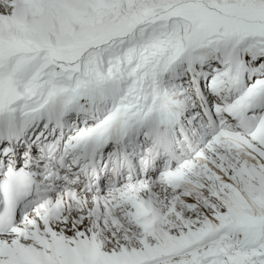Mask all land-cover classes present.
<instances>
[{"label": "rangeland", "instance_id": "374dc122", "mask_svg": "<svg viewBox=\"0 0 264 264\" xmlns=\"http://www.w3.org/2000/svg\"><path fill=\"white\" fill-rule=\"evenodd\" d=\"M42 1L44 2V0H0V81L9 80L7 77H12V82L25 96V101H23L25 103L21 102L23 104L21 107L25 110L23 113L36 108L35 105H31L32 102L38 101L39 109L40 104L45 103V99H53L57 94H60L62 98L64 97L63 99H83L81 94L73 93L75 92L73 85L76 84L77 74L72 71L77 70L79 64L80 72L78 74L81 73L82 69L89 68L92 62L98 65L97 59H99L100 54V66L104 69L101 78L104 83L112 87V89L106 91V95L113 103L116 101L122 103L125 98L132 99L142 91L144 92L146 86L151 87V89H163V93L167 97L163 95H159V97H165L170 101L169 97L171 95L178 97L181 94L180 88H189V82L186 83L187 71H184L185 64L183 62L187 58L194 59L191 64L193 65L191 68H194V65L203 58L195 52V47H191L194 41V37L191 38V35L195 30L201 28L204 30L199 33L200 41L198 42L201 43L198 46H201L207 40L205 36L209 37L214 33L225 34L227 30H233L232 27L241 24V27L249 32L264 37V24L261 23L264 21V0H53L50 11L52 26L49 32L50 40L48 44L42 45L36 44L32 38L30 27L23 19L21 20L16 16L14 10L15 2L30 4L33 8V4L38 3V5H41ZM217 12L223 15H219ZM81 13L82 18L80 17ZM200 19L204 23H198ZM195 22L198 24L189 31V28ZM205 24L212 26L215 31L208 30L209 27ZM238 29L235 28L234 30ZM132 31L134 35L129 37L128 35H131ZM187 34H189V40L186 38ZM126 36L129 38L125 39ZM186 40L189 41L188 45L182 47V42H186ZM252 41L260 49L264 48V39L259 38ZM221 43V41L210 39L205 44L210 48L202 50L203 56L220 52ZM102 45L104 47L100 50L99 48ZM233 46V43H231L230 47ZM44 47L49 48L50 51H44L46 49ZM177 48L179 49L177 50ZM35 50H43L42 55L35 53ZM239 51L246 52L243 49L233 50L230 53L232 61L228 67L240 71L242 68L239 63L254 68L261 62L255 58L250 59V54L246 60L243 52L237 58V52ZM170 54H172L171 58H169ZM163 55L165 57H162ZM115 56H119L120 61H118L116 69H112L113 65H110L108 59ZM227 56L228 52L224 51L223 57L227 58ZM82 58L84 65L79 62ZM161 58L164 63H161ZM206 58L209 59V57ZM216 62L217 60L212 61L209 59V65ZM32 65H37V71L33 70V73L29 70ZM8 67L12 70L7 69ZM226 67L227 65L220 67L218 71L225 73ZM262 67L261 71H264V62L261 63ZM175 68L177 70H174ZM160 69L163 70L164 79L161 77ZM67 70H71V73L70 71L65 72ZM174 71L177 72L176 76L173 75ZM53 72L56 74L55 78ZM23 78H25L24 81ZM151 89L148 93L149 97ZM99 98L100 95L96 99L100 100ZM113 98L121 99L113 100ZM134 99L143 98L138 95ZM151 99L135 100L132 104H126L123 107L124 112L125 110L128 111L127 115L141 113L140 109H144ZM110 100H106L107 106L102 104L104 110L110 108ZM226 100H230L229 96ZM255 101L257 100L252 99L251 102L243 103V109H236V113L243 114ZM257 102L260 105L261 100ZM175 105L182 107L176 103ZM117 106L118 104H116ZM260 106L259 110L261 111L264 107ZM116 107L114 114L107 115L101 111V108L93 110L94 117H97V119H89L92 123L87 129L99 125L102 121H104L103 123L116 122L118 115H120L116 112ZM250 114L252 113H248V115ZM127 115L125 118H127ZM69 122L72 123V119H69ZM79 122L81 123L82 119ZM43 123L44 121L41 119L37 125V130L43 129ZM261 123L258 125L261 127L260 130L264 129V121ZM76 125L78 126V122ZM73 128H76V132L82 129L74 126L71 130ZM233 129H243L242 122H239L238 127ZM4 139L2 140L3 146L7 145ZM261 143L260 146L264 147L263 137H261ZM258 153L264 152L259 151ZM194 158L196 156L193 153L187 159L192 160ZM202 158L206 159L204 154ZM181 164V161H175L172 164V168L177 167L174 169L178 172V174L174 173L176 176L171 174L168 177L162 175L145 179L147 182L139 187L129 186L132 191L120 188L110 199L99 198V200L92 201L90 196H86L84 200L82 194L67 195L62 208H58L57 212L48 220L47 225L50 226V230L55 234V240L57 241L81 242L85 237V239L92 240L94 244L101 245L99 247L102 249L101 251L115 264H126L127 260L125 258L139 259L141 261L137 262L139 264H169L173 261H177L178 264H226L229 262L240 264V260L237 258L238 255L233 251L227 250L218 242L207 243L208 235H205L203 240H199L198 235H195L189 241L192 233H196L189 229H197L198 225L203 224L200 232L214 234L209 241L218 240L229 249L233 247L234 251L238 248L242 249L244 255L242 261L253 264L252 261H248L246 254L253 253L255 255L257 251L252 249L250 251L249 247L245 246L246 241L241 245L236 243L233 239L235 230L224 236L222 229L235 220L232 208L239 209L247 214L250 206L249 201L259 204L264 212V162L260 163L263 165L258 162L256 165L252 164L251 169L246 171H244L245 168L240 166L239 162H230L227 166L231 170L239 172L230 173L228 182L220 180L218 175L220 170L218 169H216L217 173H205L204 168H197L193 171L186 167H180ZM221 165L226 166L225 163ZM166 178L169 179L152 189L154 203L160 205V213L152 215V199L148 194L150 187ZM141 192H145L146 195L141 196ZM207 192H210L211 196L205 197L206 194H209ZM216 193H222V198L217 202L214 197ZM117 194L119 195L118 198L123 197L126 199L128 207L142 219H148L151 215L152 219L148 222H140L135 217L126 215L122 210L126 212L128 209L121 210L122 202L115 205H100L97 209L85 208L83 219L77 211H70L72 218L66 216V211L76 204L112 203ZM54 196L50 194V198ZM137 200L139 202L144 201L142 203L143 206L147 207L148 213L140 210L142 208L137 206L139 203ZM250 208L251 210L258 209V207L252 206ZM179 215L183 224L178 219ZM252 219H256L252 214L245 217L246 222ZM95 220H97L96 224ZM260 222L256 219L253 225ZM164 226H172L173 231L178 229L180 232L164 234L162 231L152 228ZM218 226V229H214ZM139 227L147 228L138 231V244L143 240L146 242V250L140 252L129 242L131 239H138L135 230ZM187 230L192 233H187ZM84 233L90 234L85 236ZM173 236L175 243L181 246L174 245ZM32 246L36 247V245ZM157 246H161V249L157 250ZM125 247L126 249H124ZM144 254L146 256H143ZM161 254L162 256H160ZM72 258L74 259L73 256ZM70 259L71 257L68 260Z\"/></svg>", "mask_w": 264, "mask_h": 264}, {"label": "bare ground", "instance_id": "6f19581e", "mask_svg": "<svg viewBox=\"0 0 264 264\" xmlns=\"http://www.w3.org/2000/svg\"><path fill=\"white\" fill-rule=\"evenodd\" d=\"M51 2H53V0H44V2L41 5H36L37 7L35 11L32 13V16L28 14V7L26 5L19 3L16 4L15 7L16 15L21 20L24 19V21L27 24H29L28 27H30L31 29L32 38L34 39L36 44L44 45L49 43L50 40L49 32L51 28L50 11L52 8ZM218 14L223 15L221 13ZM185 43L186 42L183 41L182 45H184ZM189 80H191V78ZM211 89H213V93L210 95H213L214 97H209L208 95L205 94H199L200 96L199 98L200 99L213 98L216 101L221 102L222 100H220V97L218 96V94H216L218 85L213 83L211 85ZM56 96L58 98L57 101L54 100L55 96L53 97V99H49V98L45 99L44 101L45 103H43L46 104L45 108H42L40 105L38 109V103H37L38 101H34L32 102L31 105L32 106L35 105L36 108L26 113H23L25 112V110L22 109L21 107L23 106V104H19V103L12 105L13 107L11 106V108L9 107L7 114H2V112L0 111V145L1 143H3L2 142L3 138H5L4 140H6L7 142L6 145L7 149L10 150L11 152L10 154L15 155L16 150L19 148V145L17 143V137H21V138L29 137L31 135V132L29 130H31L33 126L38 122L39 118H45V121L47 120L49 123L52 122L56 126L61 127L62 126L61 121L65 120L69 115L68 113H70V115L73 114L74 119H77L78 126L76 125V127L82 128L81 131L88 130L87 128L92 123L91 120L97 119V117H94L93 107L91 105H88L87 104L88 102L84 104L81 102V99H77V98L63 99L64 97L62 98L60 94H57ZM143 99H148V98H143ZM0 100H1V92H0ZM158 102L166 103L171 107L172 113L169 118H170V122L172 123L168 124V123H161L157 120L154 121L150 120L147 121L146 124H143L138 128H134L132 132V137L129 138L132 143L129 145L124 144L123 149L126 151L125 160L128 164H130L132 171H134L132 173L135 174H130V177L129 174H126L118 178L115 185L112 186L113 188L112 191L107 190L106 193L101 192V193L89 194L88 196L91 197L92 201L99 200V198L110 199L113 196V194L116 193L120 188H126V191L129 190L132 191L129 186L139 187L140 185L147 182L145 181V179L155 178V175L156 177H160L162 175L168 177L169 175L176 173L174 171L173 172L169 171L171 162L166 163L165 162L166 160L163 161V158H165L164 157L165 153H167L168 155H172L173 153V146L171 144L170 135H171V131L174 134L176 133L173 132V130L171 129L173 125L178 128H181V125L179 123L180 120L178 119L181 116V114L183 117L184 116L183 113L185 112L183 107H178L177 105H175V103L168 101L165 97L163 98L160 97L156 102L154 101V99H151V101L147 104L145 108L146 109L152 108ZM0 106H2V102H0ZM260 108L261 106L257 101L253 102L252 107L250 109L252 115L250 116L255 117L260 112L259 110ZM131 115H133L134 118L133 121H131L130 123L132 122L137 123L142 118V113H136ZM223 118L224 119L220 121L223 122L222 124L220 125L214 124V127L216 126L217 130L221 131L227 129L229 126L230 129L238 127L240 121L235 117V115L226 114V116ZM80 119H82L81 123L79 122ZM123 120L127 121V118H124ZM103 122L104 121L100 122L99 124H102ZM111 123L113 122L106 124H111ZM71 131H72L71 136H67V141L64 143V146L66 147L69 145V142L72 140L71 137L76 133V128H73ZM179 131L183 132V130H179ZM37 135L38 136L32 139L31 142H24L26 146L30 145L27 148L32 149L33 146H36L38 148H43L48 144V148L49 147L50 148L52 147L54 149L56 148L53 154L57 153L58 150L61 149L62 142L60 137L47 138L44 132H42L41 134H39L38 132ZM183 136L184 138H186L185 133H183ZM201 140H196V141L201 142ZM188 142L189 141L186 140V143ZM139 151H141L142 154H140V158L137 161L135 160V155L138 154ZM114 152L113 151L109 152L110 155L109 157L111 161L116 162L118 165H122L124 159L122 157L116 158ZM204 157L206 156L204 155ZM2 167H5V165ZM21 169L22 168H20V170ZM152 171L153 174L151 173ZM37 189L39 190V188ZM74 192L68 191L66 193H61V194L58 193L53 198H50V194H49L43 202H41L38 206H36L31 210L30 215L28 217H24L21 221L15 223L14 228L12 229V232H14L15 234L11 237L4 236V238L9 237L7 240H4V238H0V264H53L54 262H56L57 264H72L68 260L70 258L71 253L73 251H76L75 252V257H76V254L80 252V250H82V252L80 253H83L85 260L88 262V264H115L114 261L111 262L108 259L107 255L104 254L103 251H101L102 249L99 248L101 247V245L100 246L96 245L93 243L92 240L85 239V237H83L81 242L76 241L77 243L76 242L67 243L64 242L63 240L60 241L55 240V234H53V232L50 230V226L47 225V222L51 218V216L57 212L58 208H62L65 197L67 195L81 194L80 189H77ZM117 196L119 195L117 194ZM85 197L86 196H83L82 198H84L85 200ZM255 220L256 219H252L250 221L248 220V222L255 223ZM19 226L20 229L17 228ZM26 237L30 238L32 241H35L34 244H25L23 241ZM70 244H76L75 248L70 247ZM32 245H36V247ZM134 246L136 247L135 249L138 250L139 252L146 250L145 240L141 241L140 244H138V242L135 243ZM124 249H126V247ZM87 251L90 252L89 256L86 255ZM47 254H50L49 257ZM125 260H127L125 262L126 264H139L137 262H141L139 259L136 258L135 259L125 258ZM75 264H77V259L75 261ZM169 264H178V263L177 261H173V263H169Z\"/></svg>", "mask_w": 264, "mask_h": 264}, {"label": "water", "instance_id": "95a60500", "mask_svg": "<svg viewBox=\"0 0 264 264\" xmlns=\"http://www.w3.org/2000/svg\"><path fill=\"white\" fill-rule=\"evenodd\" d=\"M0 89L6 93L4 96V102H3V105L5 107H8L10 104L16 101L15 97H17L18 93L11 83L8 82L6 85H4L3 83H0Z\"/></svg>", "mask_w": 264, "mask_h": 264}]
</instances>
